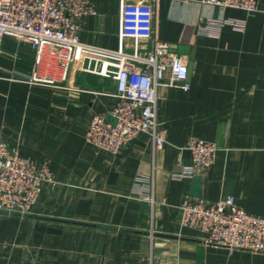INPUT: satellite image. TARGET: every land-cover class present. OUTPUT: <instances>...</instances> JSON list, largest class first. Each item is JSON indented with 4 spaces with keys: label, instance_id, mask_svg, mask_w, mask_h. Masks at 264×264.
<instances>
[{
    "label": "crops",
    "instance_id": "1",
    "mask_svg": "<svg viewBox=\"0 0 264 264\" xmlns=\"http://www.w3.org/2000/svg\"><path fill=\"white\" fill-rule=\"evenodd\" d=\"M91 1L95 13L84 19L80 40L116 49L122 0ZM151 2L157 38L171 51L187 46L180 54L188 59L193 52L187 90L158 86L166 141L155 150L143 134L117 155L96 150L85 130L93 114L115 104V80L76 62L55 84H30L34 51L11 36L0 39V134L22 157L47 162L54 179L29 213L0 211V264H264V251L205 243L180 224L179 208L187 196L214 202L232 195L264 216V0L251 13L201 0ZM210 18L245 24L225 23L208 35L200 27ZM190 137L216 144L214 163L173 179L171 171L189 162ZM139 172L154 173L153 203L134 192Z\"/></svg>",
    "mask_w": 264,
    "mask_h": 264
},
{
    "label": "built area",
    "instance_id": "2",
    "mask_svg": "<svg viewBox=\"0 0 264 264\" xmlns=\"http://www.w3.org/2000/svg\"><path fill=\"white\" fill-rule=\"evenodd\" d=\"M201 1L247 13L259 9L258 0ZM94 13L91 0H0V39L11 36L34 51V69L26 79L30 84H53L76 62L85 71L115 80V104L106 112L93 114L85 130L86 142L96 150L117 155L142 134L150 138L155 150L166 141L157 120L158 86L179 85L187 90L188 56L172 52L167 42L157 38L151 0H122L116 49L80 40L84 19ZM225 23L241 30L245 21L210 18L200 30L216 35ZM126 38L131 40L128 45ZM147 40H151L150 46L144 43ZM185 148L189 162H180L171 171L173 179H190L214 163V142L190 137ZM52 182L47 162L22 157L0 134V211L29 213L43 186ZM134 192L153 203L154 173H137ZM179 208L180 224L201 232L205 243L229 250L264 251V216L247 212L232 195L214 202L187 196Z\"/></svg>",
    "mask_w": 264,
    "mask_h": 264
},
{
    "label": "water",
    "instance_id": "3",
    "mask_svg": "<svg viewBox=\"0 0 264 264\" xmlns=\"http://www.w3.org/2000/svg\"><path fill=\"white\" fill-rule=\"evenodd\" d=\"M172 51L174 52H178V53H188V48L187 46L184 45H179V46H175L172 48ZM193 59V52H191L190 56H189V64H188V73L190 71V67H191V61ZM110 121H113V119L111 117H108Z\"/></svg>",
    "mask_w": 264,
    "mask_h": 264
}]
</instances>
